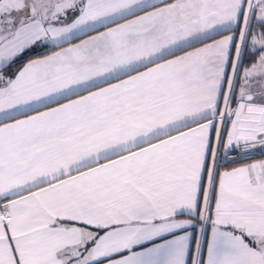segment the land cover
Here are the masks:
<instances>
[{"label": "snow or ice", "instance_id": "1", "mask_svg": "<svg viewBox=\"0 0 264 264\" xmlns=\"http://www.w3.org/2000/svg\"><path fill=\"white\" fill-rule=\"evenodd\" d=\"M257 149L264 0H0V264H264Z\"/></svg>", "mask_w": 264, "mask_h": 264}, {"label": "crops", "instance_id": "2", "mask_svg": "<svg viewBox=\"0 0 264 264\" xmlns=\"http://www.w3.org/2000/svg\"><path fill=\"white\" fill-rule=\"evenodd\" d=\"M254 159H264V156L259 155V150H255V154L253 156ZM247 162V161H245Z\"/></svg>", "mask_w": 264, "mask_h": 264}, {"label": "built area", "instance_id": "3", "mask_svg": "<svg viewBox=\"0 0 264 264\" xmlns=\"http://www.w3.org/2000/svg\"><path fill=\"white\" fill-rule=\"evenodd\" d=\"M255 154V153H254ZM254 156V155H253Z\"/></svg>", "mask_w": 264, "mask_h": 264}]
</instances>
